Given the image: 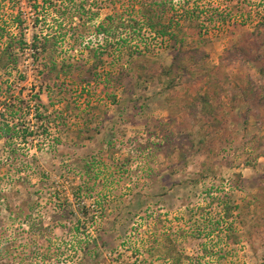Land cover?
<instances>
[{"label":"rangeland","instance_id":"1","mask_svg":"<svg viewBox=\"0 0 264 264\" xmlns=\"http://www.w3.org/2000/svg\"><path fill=\"white\" fill-rule=\"evenodd\" d=\"M42 1L0 0V26L18 34L19 9L29 41L51 34L49 22L32 25L44 17L32 8ZM98 1L96 7L90 0L91 13L72 24L78 43L68 36L61 47L65 60L86 68L97 50L104 65L96 81L81 85L74 72L61 76L60 91L41 78L42 62L31 51L12 74L0 70V82L13 84L14 96L26 102L19 124L36 132L28 152L24 139L15 140L28 161L25 179L8 165L12 140H0V264H178L180 256L179 264H264V106L241 100L230 109L221 98L226 121L210 153L200 149V123L185 110L198 89L213 90L210 73L243 79L260 73L262 57L244 62L226 50L253 44L264 0H166V10L171 3V12L199 15L202 32L185 36L186 45L188 56H207L197 71L209 74L194 73L192 82L173 88L178 71H162L177 47L139 15L150 0ZM109 15L117 37L97 32ZM120 15L139 20L141 31L117 29ZM262 52L264 46H254L252 53ZM124 64L129 74L117 85L107 73ZM37 92L46 104L39 110ZM39 114L49 122L45 132Z\"/></svg>","mask_w":264,"mask_h":264},{"label":"trees","instance_id":"2","mask_svg":"<svg viewBox=\"0 0 264 264\" xmlns=\"http://www.w3.org/2000/svg\"><path fill=\"white\" fill-rule=\"evenodd\" d=\"M8 1V0H5ZM90 0H43L40 4H33L32 8L39 10L44 13V17L39 18L37 16L32 25L35 27L42 20L44 24L43 28L52 27L55 29L51 34L46 33L42 38L39 35L34 34L32 40L29 41L25 35V23L26 19L22 18L23 11L18 9L17 14L13 17V23L19 29L18 34H13L9 28L5 26H0V70H5L6 72L13 73L15 69L18 68L19 63L23 55L27 56V53L35 58L34 60H40L43 67L40 70L41 78L44 81H51L55 88L60 91L63 89L64 82H61V76L70 77L71 74L77 72L78 82L81 85H87L93 82L100 76L97 70L100 66H103L104 62L101 54L97 50H91V57H93V64L86 68L85 64L80 62L72 63L69 60H65L62 57L61 47L65 42L66 38L70 36L75 43L80 40L77 28H72L75 18H83L85 15L90 14V9H87V5ZM166 0H150L149 3H144L143 6L139 8V15L142 20L145 21V25L149 26L152 30L156 31V35L164 36L171 40L174 48L177 47V54L174 61L169 69H164L162 71L165 74H170L171 71L176 69L177 81H171L170 87H175L183 84H187L193 81L192 74H198L199 78H208L209 74H204V72H198L197 70L204 67L205 58L201 54H194L188 56V53L192 48H188L186 45L185 36H194L201 34V24L199 23V15L192 12H187L186 10L183 14H178L174 10L173 4L169 3L167 10L162 7V4H166ZM93 6H98V0H92ZM45 12H51L49 15H54L51 20L48 19V14ZM98 15V12L93 13L90 17ZM106 23L99 24L97 27V32L100 34H105L108 37L113 36L112 25H114L116 18L114 16H107ZM119 25L116 26L117 29L130 25L136 31L137 28L141 27V23L137 19L126 18L124 15L118 17ZM55 25V26H54ZM263 27V28H262ZM43 33V32H42ZM112 33V34H111ZM251 37L254 41L249 47L246 44L238 45L234 44L230 49L226 50V55H234L244 62L251 60H258V58H263L264 54L254 55L252 52L254 46L263 47L264 46V22L259 23L255 32H251ZM119 40V39H118ZM74 43V44H75ZM252 57V58H251ZM61 58V60H59ZM138 63L130 62V66H136ZM126 65H120V68L116 73H107L111 76V80L117 85H124V81L129 74V70ZM142 69L146 70V75L150 67L145 65H140ZM175 71V70H174ZM187 73H190L187 76ZM151 75H153L151 73ZM212 79H210V89L212 91H207L201 93V88L196 91V98L193 101L186 104L185 110L191 112L193 116L200 123L199 135L200 140L198 144L200 149L208 150V153L213 151V147L219 139L220 131L226 121V115L224 112L226 103H228L230 109H239L240 101H247L250 103L263 105L264 106V95H260L264 92V64L260 68V73H249L244 79L241 77H231L227 74L222 78L221 75L217 73H210ZM244 80V81H243ZM8 82V81H7ZM180 83V84H179ZM215 87V88H214ZM14 85L9 83L5 84L3 81L0 82V140L9 139L12 140V145L8 150V165L12 169H16L20 172L19 179H25L23 176L28 168V161L24 160L19 154V148L16 141L19 139H24V144H27L25 151H29L30 143L33 145V138L36 132L30 127L19 124L22 117H25V113L22 114L24 104L26 102L16 98L14 96ZM213 93L216 96L215 102L211 101ZM225 97L227 102L224 104L221 98ZM36 99V109L39 110L41 107H46L41 99V94L37 92L34 96ZM225 105V106H224ZM3 109V110H2ZM24 115V116H23ZM38 118L41 120L42 131H46L49 127V122L46 117L39 114ZM20 127L22 129L20 130ZM39 132V131H38ZM31 137V142L28 143V138ZM8 139V140H7ZM16 140V141H15ZM202 151V150H201ZM24 155V154H23ZM1 165V164H0ZM22 170V172H21ZM227 215H230V209L227 206ZM172 257L173 254L171 253ZM179 264L181 263V256L175 259Z\"/></svg>","mask_w":264,"mask_h":264},{"label":"built area","instance_id":"3","mask_svg":"<svg viewBox=\"0 0 264 264\" xmlns=\"http://www.w3.org/2000/svg\"><path fill=\"white\" fill-rule=\"evenodd\" d=\"M160 39L163 40V41H167L168 40V38L164 37V36H160Z\"/></svg>","mask_w":264,"mask_h":264}]
</instances>
